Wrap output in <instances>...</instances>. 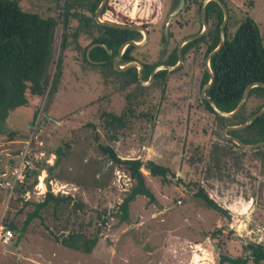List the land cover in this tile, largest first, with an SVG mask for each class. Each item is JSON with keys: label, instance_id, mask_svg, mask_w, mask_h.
<instances>
[{"label": "rangeland", "instance_id": "374dc122", "mask_svg": "<svg viewBox=\"0 0 264 264\" xmlns=\"http://www.w3.org/2000/svg\"><path fill=\"white\" fill-rule=\"evenodd\" d=\"M202 1L185 0L174 13L179 0H108L107 6L114 20L147 24V41L134 46L131 53L135 61L157 63L182 38L201 29ZM224 1L229 11V35L236 23L247 17L264 35V0ZM63 3L19 0L26 11L56 18L61 16ZM76 25V19H70L68 44L62 52L61 20L55 29L47 69L50 89L41 98L30 97L38 106L30 130L23 129L31 115L28 105L11 111L8 122H0L4 137L20 129L19 122L22 139L15 144L17 152L30 149L38 160L58 136L71 139L75 148L61 161L54 178L68 192L57 195L71 198L58 204L48 201L27 222L23 233L14 235V247L4 244L12 253L0 246V264H215L220 253L239 256L245 243L264 242V146L241 149L224 140L222 129L200 99L203 51L196 54L191 48L178 68L167 70L165 81L153 77L147 89H138L135 84L124 86L120 76L82 61V47L90 36L71 37ZM58 59L62 62L60 72L56 70ZM55 71L59 72L56 84ZM128 105L136 115L149 114L135 116L132 124L111 140L105 130L110 114L122 113ZM40 111L50 119L45 127L57 120L64 133L58 125L60 135L49 129L40 136L44 130ZM50 134L53 136L48 138ZM26 140L29 145L24 147ZM110 147L120 158H130L128 168L141 173L150 195L138 191L137 173L130 175L126 167L115 163ZM146 160L163 164L171 173L165 179L152 176ZM197 185L226 212L207 207L194 194ZM41 190L26 192L24 199L9 197L8 192L1 211L2 225L16 217L20 227L34 203L43 199ZM25 200L29 203L24 204ZM70 229L80 230L90 241L96 239L90 252L67 249L50 234L61 235Z\"/></svg>", "mask_w": 264, "mask_h": 264}, {"label": "trees", "instance_id": "16d2710c", "mask_svg": "<svg viewBox=\"0 0 264 264\" xmlns=\"http://www.w3.org/2000/svg\"><path fill=\"white\" fill-rule=\"evenodd\" d=\"M116 1V0H115ZM224 3L225 1L222 0ZM100 0H64L62 5V13L60 18L51 15L41 16L38 13L26 11L19 4V0H0V122L2 125L8 122V117H11V111L20 109L26 105L29 106L30 118L26 119L24 123V130L29 129V124L34 117L38 114V106L33 105L30 97H42L50 84H48V65L52 57V48L54 41V33L58 23L61 20L63 33L60 43V52L67 46L68 34L67 28L70 19L75 18L77 25L74 31L70 32L71 37L75 40L79 34H88L90 41L82 47V61L94 66L102 68L103 72L108 75H116L122 78L124 86L135 84L138 89H147L146 85L140 83L137 77V69L130 67L126 70H116L113 67V59L117 55L118 48L124 41L128 39L140 40L141 33L135 30L122 29L111 27L97 23L94 19V11L98 6ZM108 0L102 7L100 17L116 23L121 24H135L143 26L146 30V23H138L131 21H119L113 19V12L107 6ZM226 5V3H225ZM227 7V6H226ZM228 10V7H227ZM200 11V8H199ZM206 20H212L211 27L199 39L187 42L182 47L183 60L187 51L194 50L196 54L203 51L202 57L212 50L218 43L219 39V26L223 18L222 10L218 3L214 0L207 2L205 7ZM107 17H103V14ZM124 17V16H123ZM110 18V19H109ZM229 19V11H228ZM228 21L225 26V42L222 48L211 56L209 64L214 74V81L212 85L206 90V94L215 102L217 107L222 111H231L235 108L240 100L245 87L254 81L264 82V35L259 29L257 23L250 18L240 19L229 35ZM95 32V34H93ZM93 43H102L105 47L96 44L89 51V58L86 56V49ZM76 47L79 48L78 44ZM202 44V45H201ZM201 46V47H200ZM133 45H128L124 53L121 55L120 63L124 64L129 62L135 57L131 54ZM177 60L176 48L174 47L169 56L157 63H144V70L142 77L147 80L150 71L157 64H174ZM61 59L56 62V70L60 72ZM55 71L54 81L56 84V76L59 72ZM167 70H159L154 78H161L166 80L165 73ZM202 84L206 83L209 79V74L202 67ZM54 86V85H53ZM49 91V90H48ZM204 108L213 114L215 122L224 128L228 125H235L242 123L249 116L255 113L264 103V87L254 86L249 90V94L244 104L239 111L230 117H223L215 113L208 102L200 96ZM254 102L250 106L249 103ZM20 112V111H18ZM149 112H141L139 115L148 116ZM136 115L133 107L128 105L126 110L119 114H110V120L106 130L108 137L117 139L118 135L127 129L133 122ZM153 115V114H152ZM52 119V118H51ZM50 119L45 115V112L40 111V125L43 127L46 121ZM53 120V119H52ZM68 120V119H67ZM54 123L43 127L41 133L56 132V127L59 125V131L64 133V128L53 120ZM70 121V120H68ZM72 121V120H71ZM17 126L21 128V124L16 122ZM16 125V124H15ZM1 126V124H0ZM20 129H15L7 132L10 139H22ZM38 129V126L35 128ZM58 131L59 135L60 132ZM230 135L237 137L244 143L251 144L264 140V113L256 118L250 125L242 128L230 130L227 132ZM45 135V134H44ZM53 135H49L51 138ZM59 138V139H58ZM114 139V140H115ZM224 139V138H223ZM60 140V143L57 142ZM232 146L238 147L231 140L224 139ZM22 148V147H21ZM74 143L71 139H60L58 136L54 139V143L50 144L44 152L43 159H37L33 153L29 152L34 160L32 167L25 169V177L21 182L16 183L12 190L0 187L3 192H9L10 196H17L16 198L24 199L26 192L34 190L37 183V176L41 170H45L46 176L44 182L46 184V191L43 193V199L34 203V208L31 212L27 213L26 219L18 226L19 219L14 217L13 220L3 221L5 227L12 231V235H21L27 222H29L38 211L52 200L54 204L60 201L70 200V195H57L50 191L48 180L57 178V170L61 161L65 159L74 149ZM115 163L122 164L125 169H128L129 174L137 173L139 192L149 194L145 187L144 179L141 173L133 168H128V163L131 162L130 158H120L115 151L110 147ZM242 149V148H241ZM258 150V148H253ZM18 151V149H17ZM18 152H16L17 154ZM53 154L54 161L52 164L47 163V156ZM16 160L14 161V163ZM13 163V165H14ZM11 165V166H13ZM145 165L148 168L149 174L152 176L158 175L163 179L171 173L168 167L163 164H158L152 160H146ZM11 168V167H10ZM9 168V170H10ZM9 174V171L7 172ZM131 175V174H130ZM9 177V176H8ZM177 180L181 179L177 177ZM207 207L221 213L226 211L204 190L200 185H197V191L194 193ZM150 195V194H149ZM131 196V195H130ZM132 197V196H131ZM29 201L25 200L24 204ZM56 206V205H55ZM23 206L18 209L17 213H21ZM56 242L62 246L74 250L82 251L84 253L90 252L92 242L82 234L80 230L70 229L66 233L57 235L50 231ZM243 254L239 256H232L220 253L215 264H247L249 261L252 264L264 263V242L249 241L243 246Z\"/></svg>", "mask_w": 264, "mask_h": 264}, {"label": "water", "instance_id": "95a60500", "mask_svg": "<svg viewBox=\"0 0 264 264\" xmlns=\"http://www.w3.org/2000/svg\"><path fill=\"white\" fill-rule=\"evenodd\" d=\"M210 0H203L201 2L200 5V19H201V29L195 33V34H191L188 36H185L184 38H182L177 46H176V54H177V60L174 64H164V63H160L157 64L155 67H153V69L150 71L149 76L147 78V80H144L142 77V69H143V64L140 61H129L125 64H121L120 63V58L121 55L123 54L125 48L128 45H133V46H140L143 45L147 39H148V30H146L143 26L140 25H135V24H121V23H116V22H112L109 20H105L102 19L100 17V12L102 10V7L105 5L106 0H100L98 6L96 7L95 11H94V19L97 23L103 24V25H107V26H111V27H116V28H122V29H129V30H135V31H139L143 37L140 40H132V39H128L126 41H124L123 43H121V45L118 48V52L117 55L114 57L113 59V67L116 70H126L130 67H135L137 68V77L138 80L140 81L141 84L143 85H148L151 80L153 79V77L155 76V74L162 69L165 70H173L179 67V65L182 63V47L185 43L193 41V40H197L200 37H202L208 30V24H207V20H206V12H205V7L207 2ZM218 3V5L220 6L221 10H222V14H223V18L222 21L220 23L219 26V39H218V43L217 45L210 50L205 58H204V69L207 71V73L209 74V79L206 83H204L202 85L201 88V96L202 98H204L208 104L210 105V107L212 108V110L217 113L220 116L223 117H230L232 115H234L235 113H237L239 111V109L241 108V106L244 104L245 100L248 97L249 94V90L254 87V86H261L264 87V82L262 81H254L249 83L243 93L242 96L240 98V100L238 101L237 105L235 106L234 109H232L231 111H222L220 110L217 105L215 104V102L206 94V90L212 85L213 81H214V74L210 68V58L212 55H214L217 51H219L222 46L224 45L225 42V26L228 20V10L227 7L225 5V3L222 0H214ZM181 3H183V0H181ZM96 44H99L103 47L104 44L102 43H93L90 46L87 47L86 49V56L87 58H89V51L90 49L95 46ZM264 113V103L261 105V107L255 112L253 113L251 116H249L246 120H244L242 123L239 124H235V125H228L225 126L224 128H222V136L225 139L231 140L233 143H235L237 146L243 148V149H253V148H258L261 146H264V140L263 141H258L255 143H251V144H247L242 142L241 140H239L237 137L228 134L227 132L230 130H235V129H242L248 125H250L256 118H258L260 115H262Z\"/></svg>", "mask_w": 264, "mask_h": 264}, {"label": "built area", "instance_id": "2783aa9c", "mask_svg": "<svg viewBox=\"0 0 264 264\" xmlns=\"http://www.w3.org/2000/svg\"><path fill=\"white\" fill-rule=\"evenodd\" d=\"M29 145V140L25 141V145ZM30 149H26L16 154V162L13 166H11L9 170V174L7 172L0 173V187L7 188L9 191L14 188L16 183L21 182L24 180L25 177V169L27 167H32L34 160L31 156H29ZM33 156L36 157V153H33ZM9 176V177H8ZM43 184V177L40 175L37 176V183L35 184L34 188L39 189L42 187ZM45 184V183H44ZM49 185L51 186V191L53 193L61 192L66 193L63 189L64 184H59L57 182L49 181ZM46 187L44 186V191ZM27 195V193L25 194ZM12 238V231L10 228L5 227L0 222V242L3 244L9 243L10 239Z\"/></svg>", "mask_w": 264, "mask_h": 264}, {"label": "crops", "instance_id": "0c3cea01", "mask_svg": "<svg viewBox=\"0 0 264 264\" xmlns=\"http://www.w3.org/2000/svg\"><path fill=\"white\" fill-rule=\"evenodd\" d=\"M17 142H18L17 139H10L9 137H4L3 135L0 134V173L1 172H8L9 168L11 167V165H13L14 161L16 160L17 149L15 147V144ZM53 158H54V155L50 154L49 157L47 158V163L52 164L53 163L52 162ZM44 172H45V170H41V172L38 175L41 176ZM44 174H46V172ZM44 176H46V175H44ZM44 178L45 177H43L42 190H41V193H40L41 195L44 193V186L46 185V184H44ZM49 181L57 182L54 179L48 180V183H49ZM67 193H62V194H67ZM7 194H8V192L5 193V192H3V190L0 189V222L2 221L1 220L2 207H3L4 201H5L6 197H7L6 196ZM54 194H57V192L54 193ZM13 237H14V234H13L12 238L10 239L9 243L6 244L7 246H10V243H11V246L14 247L13 240H12ZM6 245L0 244V246H3V248L5 246L4 251L7 250V251L12 253L13 249L8 250L9 247L7 248Z\"/></svg>", "mask_w": 264, "mask_h": 264}, {"label": "flooded vegetation", "instance_id": "af4514ba", "mask_svg": "<svg viewBox=\"0 0 264 264\" xmlns=\"http://www.w3.org/2000/svg\"><path fill=\"white\" fill-rule=\"evenodd\" d=\"M185 3V0H183V3H181V0H179V3H178V6L175 8V10L173 11V13L174 12H176V10H178L179 8L178 7H181V6H183V4ZM201 20V19H200ZM176 48V47H175ZM125 51V50H124ZM172 52V50L167 54V57L169 56V54ZM124 53V52H123ZM132 54V53H131ZM133 55V54H132ZM134 56V55H133ZM166 57V58H167ZM165 58V59H166ZM131 61H135V59H133V60H131ZM182 61H183V54H182ZM142 64H143V69H142V73H143V70H144V63H146V62H144V61H140ZM127 63V62H126ZM125 64V63H124ZM137 69V68H136ZM155 77V76H154Z\"/></svg>", "mask_w": 264, "mask_h": 264}]
</instances>
